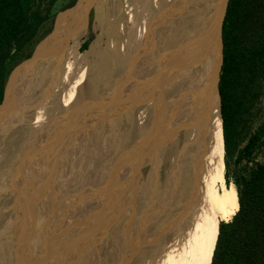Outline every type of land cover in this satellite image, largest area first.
<instances>
[{"label": "bare ground", "instance_id": "1", "mask_svg": "<svg viewBox=\"0 0 264 264\" xmlns=\"http://www.w3.org/2000/svg\"><path fill=\"white\" fill-rule=\"evenodd\" d=\"M214 1L215 0H105L104 4L102 3L98 6V15L99 23L102 24L104 22V25L108 24V27L106 28L109 29V31L106 32L108 33L109 38V42L106 44L108 48L104 51L103 47H101V41L94 44L91 47V50L85 54L88 59L90 58L88 61L89 64L86 68L83 70L81 69L79 72V65L82 58H80L76 52V47L77 45H80L79 41L81 35H78L73 39L71 43L72 46L69 48L65 45V38H61L45 50L43 54L44 57L40 61L43 77L41 79V89L39 88V94L33 98L32 105L26 107L28 108L25 110L26 112L24 111L22 113L20 111L15 114V119L12 118L11 122L9 121L10 123L5 129L1 130L2 126L0 128V178L4 173L5 166L8 164L9 156L12 154L8 148V144L11 142L13 133L16 131L15 129L18 128L21 122L22 133L25 135L26 130H28L27 125L29 126L30 123L25 121L23 124L22 121H29L28 117L35 116L36 112H40V116H44V122L41 121L43 123L41 127L38 126V129L41 130L45 127V134H49L53 130L55 123L50 122L49 124V121H46V117L53 112L52 109L59 104L60 106H63V108H65V106L69 107L70 114L73 117L75 114L74 112L85 103V100L90 101L91 96H94L91 101L95 105V109L99 110L100 114H102L105 113L108 106L115 103L114 101L118 97L115 96V89H120L122 94L120 92L121 96L119 97H121L120 99L122 102L118 101V99L117 101L123 103V107L120 109L124 112L130 111L128 108L129 105H131V90H134L140 96L138 103L144 99L142 104H147L146 109L148 107V111L146 113L143 112V114L138 117L137 121H135L139 124L134 126V129L131 128L129 131L125 129V134L122 130L123 128H120L122 133L125 134L123 135L119 131V135L122 134V136H119L117 132H115L120 138L118 139V142L116 140L112 148L110 147L111 149L109 151L105 152V154L101 151L104 155L99 157V159L92 161L90 164L86 162L88 163L86 165L87 169L83 167V171H81L79 175L78 172H75L78 175L75 178V174H71V177L73 178L70 177V180L75 184L73 185L75 188L73 191L72 188L71 190L69 188L67 189L70 190V193L68 191L70 195L72 193L69 200H74V213L71 216L73 221L70 220L71 223L68 226L69 228H72L69 230V235H64V238L58 243L49 247L48 255H44L47 262L46 264H71L73 257L78 253L85 249L91 250L92 247L102 240L106 231L108 232L107 227L110 222L109 217L114 212L115 206L119 201L121 202V200L125 198L123 197V194L126 193V188L132 184L129 182L131 180L130 172L132 170L130 163L139 155V153L140 155L143 154L142 151L145 153V147H147L146 145L151 141L150 138H152L153 142V139L161 133L165 137L164 147L162 148V164L166 170V188L160 201V210L162 213L161 230L157 239H155L152 228L155 223V214L157 211V196L155 194L154 186L153 189L148 187L150 191H147V196L146 193L144 196H140V200L145 199L143 200L144 204L146 202V205L142 207L144 211H139L141 208L137 210L135 222L140 220L141 214L146 213L148 209L153 210L151 211L152 213L147 215L148 218H144L143 221L139 222V224L141 223L140 226L138 224L136 228H134L135 243L132 246V256L129 261H127L129 264L138 263L137 261H141L147 256V254L150 255L151 253L152 263L149 261L150 264H205L203 259L204 225L212 224L222 218H229L232 212L238 207V194L236 188L234 185H228L226 182L223 121L219 110L216 108L215 101L212 99V94L205 91L207 85H205L203 75L204 61L200 58L202 56V51H200V49L198 50L199 42L203 38L204 23L207 21L208 15L212 11ZM107 7L109 9L111 7L112 11L109 10V12ZM127 22L131 23V27L127 28L124 26V28L121 29V26H119L120 23ZM77 26H79V24ZM118 27H120L121 30L119 33ZM116 37L122 39L120 42L121 45H125L124 51L119 50L121 46L118 47L117 43H119V41L117 42L114 39ZM188 44L189 54H193L195 60H187L182 63L179 67L180 69H178L179 73L177 74L176 79H170L172 76H169L162 71H169L171 68H174V63L169 64L173 52H177L178 49ZM116 57L118 58L117 60ZM165 62L168 63L162 68L161 66ZM61 64L63 68L61 67ZM117 64H119L117 73L114 77H109L112 72H115ZM61 69L63 70L61 71ZM168 73L175 74L173 71ZM103 77H109L110 79L105 78V81L103 79L100 80V78ZM102 82H104L105 86L102 85ZM17 83L19 84L20 82L17 81ZM150 93H152V96H149ZM116 104L114 105L116 106ZM171 107L173 109H171ZM35 108H37L36 111H34ZM121 110H119V112ZM172 110L175 112L173 114L176 115V117L173 116L175 117L176 122H174L175 124L172 123L173 126L171 133V127L168 128L169 126H164L156 120L157 118L168 117L166 113L171 116ZM33 111L34 113H32ZM136 112L137 111H135V113ZM111 121L112 120L109 122ZM131 122L133 123V121ZM155 123L159 127L157 133L153 129V124L155 125ZM178 124L182 125V132L175 142H171L173 140L175 128ZM115 127L118 126L116 125ZM127 129H129V127ZM6 130H10L11 132L6 135ZM35 131L37 130L35 129ZM100 134L97 135L99 136ZM86 136L84 135V138ZM91 136L92 138H95V135ZM62 140L63 138H60L52 144L50 148L51 150L49 149L45 155L50 152V155H56L59 151L63 150H60V148L65 145V148L69 146V149H67L68 151L73 150L75 153L74 157L78 161V158L81 157L76 156L77 152H75V150L77 146L74 145L73 147L69 142L70 145L68 146L66 142L62 145ZM112 140L114 141V139ZM76 141L77 138L74 142L76 143ZM103 142L105 143V141ZM33 145L35 144L33 143ZM106 146H108V144ZM78 147H83L85 149L86 144L84 146L83 144H79ZM96 147L98 148V146ZM90 149L92 150V148ZM90 149H88V151ZM154 156H156V154ZM53 157L54 156L51 158ZM74 157L70 156L68 159L71 161V158ZM92 158L94 159V156ZM27 159L29 158L27 157ZM37 159L36 161H38ZM61 159L59 160L61 161ZM68 159L63 162L64 168L67 167L66 169H68V166L71 163ZM90 159L87 158V160ZM39 160L42 159L39 158ZM57 160L55 161L57 162ZM77 161L75 163H77ZM79 161L81 162V160ZM48 162L50 164V161ZM78 164L76 165L78 166ZM70 165H72V163ZM24 166H26L27 169L29 163H25ZM45 167L46 168L45 170L43 169V172L48 174L44 175L46 177L48 176L49 180H51L50 175L55 171H57V174L55 173V175L61 174V176L67 171L65 169L66 171L63 170L64 172L59 173V169H56L59 165L55 167L49 165L48 167H53L51 169H48L47 166ZM73 167L75 168L76 166L73 165ZM22 170L23 166H20L15 172H21ZM74 171L75 170L72 172ZM84 171L86 173H84ZM43 172H41V174ZM10 173H12V171ZM25 173L26 171L24 174ZM16 175L17 174L14 176L16 177ZM67 176L68 174L66 177ZM13 177L12 181L14 180ZM42 177L46 178L44 176ZM92 177L94 179L91 182ZM63 178L64 177H62L61 180ZM18 179L20 180L21 178H17V180ZM56 179L57 178L54 176L53 180ZM65 179L64 181H66ZM37 180L39 181V179ZM49 180H46L47 183ZM59 182L57 183L59 184ZM68 182H70L69 179L64 183ZM43 183L44 181L42 184ZM91 184L92 186L87 190L86 187L89 186L86 185ZM39 185L41 184L39 183ZM143 185L145 184L143 183ZM29 187L30 184L28 185V188ZM43 188L40 191H43ZM49 188L50 187H47V189ZM52 188L54 187H51V189ZM61 188L63 189V187H60V189ZM136 188L139 189L138 186ZM32 189L31 186L30 190ZM131 189L132 186L130 187V190ZM0 192L2 193V190ZM53 192L54 193L50 194L46 193V197H44V199L42 198L43 200L40 201L39 204L36 202L31 205V194H25L24 196V198L30 199L29 203L27 202L29 205L24 204L26 201H23L24 203L21 202L25 206L17 204L16 201L12 200L9 202L11 206L6 207L5 203H1L3 205H0V217H2L3 213V217L5 216V209L12 210L15 205H19L20 209L16 210L17 212L13 211L11 224L8 225L7 229L3 230V232L0 231V264L41 263V260L39 259V261L38 257L41 256L42 253H33L31 252L30 247H26L28 245L36 246L40 242V239L38 240L40 233L34 238H28L29 240L25 237L28 232L27 227L32 226L33 229V227L39 225H36L39 220L43 221V218H41L40 215L42 213L40 212H44L46 215L44 216L43 214L46 218L43 222H47L52 217L53 219L55 218L56 210L44 206V208H40L41 211L39 212L36 208L41 206V202L49 203L52 200L55 201L57 198L55 189H53ZM137 194L139 195V193ZM14 195L17 196L18 192ZM59 196L61 197V195ZM121 196L122 199H120ZM11 197L13 196L11 195ZM38 197L40 198V196ZM136 197L138 196L136 195ZM140 200L137 204V208L140 207ZM131 206H133V204ZM65 210H67L65 206H63V208L59 207V214H62ZM31 213L33 214L32 220L35 218L36 223L28 225L30 223L28 217H30ZM125 214L134 216L133 210L131 211L130 208ZM17 219L20 220V222H17ZM43 222H40V224H43ZM24 225L26 228H23ZM16 227H18L17 230ZM1 228L3 227H0V229ZM19 230L21 231L18 233V236L13 238ZM49 234H51V232H49ZM54 235L55 234L51 235L52 238H54L53 242L57 239ZM68 237H70V239H68ZM13 239H16L17 242L20 243H18L20 246H12L17 243L16 240ZM24 239H26L25 242H23ZM65 240L66 242L63 243ZM109 243L110 242H108V244ZM144 243H148V245ZM136 246H138V248ZM147 246H150V248ZM135 247L137 248V251L134 250ZM75 250H77V252H74ZM25 254L27 258L24 257ZM49 259H51L50 262L48 261ZM142 263L144 262L142 261Z\"/></svg>", "mask_w": 264, "mask_h": 264}, {"label": "rangeland", "instance_id": "2", "mask_svg": "<svg viewBox=\"0 0 264 264\" xmlns=\"http://www.w3.org/2000/svg\"><path fill=\"white\" fill-rule=\"evenodd\" d=\"M69 1L70 0H59L58 1L57 5H56V11H57L56 18H57V16H59L63 12L62 9L69 3ZM132 1H134V0H132ZM109 10L112 11L111 7H110V9L108 8V11ZM98 14H99L98 8L97 9H92L90 11L87 31L81 37V40L79 41L80 45L79 46L77 45V47H76V52L78 53L80 58H82L81 62H80V65H79V72L81 71V69L83 70L84 68H86L88 66V64H89L88 61L90 60V58L88 59L85 56V54L88 53L91 50V47L94 44H96L97 42L101 41L102 42L101 47H103V50L105 51V49L108 48V46L106 45L109 42L108 33H106V32L109 31V29H106L108 27V24L104 25V22L102 24L99 23V15ZM56 18H55V20H56ZM119 26H121V29L124 28V26H126L127 28H130L131 27V23H128V22L127 23H122V24L120 23ZM53 27H54V24H53ZM53 27H52V29H53ZM119 32H121L120 27H118V33ZM114 39L117 42L119 41V43H117L118 47H120V46L122 47V48L120 47L119 50L120 51L121 50L124 51L125 45H121V42H120V40H122V39L121 38L119 39L118 37H116ZM85 45H87V46L85 47ZM71 46H72V44H71ZM117 59L118 58L116 57V60ZM61 67H62V64H61ZM118 69H119V64H117L115 72H112L109 77H111V78L114 77V75L117 73ZM62 70L63 69H61V71ZM109 77H103V78H100V80H102V79L104 80L105 78L108 79ZM20 80L21 79H18V82H20ZM59 81H60V79H59ZM19 84L17 85V87L19 86ZM102 85L105 86L104 82H102ZM40 89L35 93V96L37 94H39ZM132 89H134V88H132ZM105 92H106V90H105ZM120 92H121L120 89H115V96L116 97L117 96L118 97L121 96L122 92H121V94H120ZM130 94H131V99H130V104L131 105H129L130 109L128 108V110H130V111H128V112H124L123 110L120 109V108L123 107V103H120V102H122L121 99H120L121 97H119V98L117 97L118 101H120V102H118L117 99H116L114 101L115 103H113L110 106H108V108L105 110V113L100 114V111L95 109V105L92 104L93 102L91 100L94 98V96L93 97L91 96V100L90 101L89 100L88 101L85 100V103H83L81 105V107H79L74 112L75 114L73 113L74 114L73 117L70 114V108L69 107L65 106V108H63V106H60V104L56 105L52 109L53 112L48 114L47 117H46V119H47L46 121L47 122L49 121V124H50V122L51 123H53V122L55 123V126H54L53 130L49 134L48 133L45 134V132H44V128L45 127L42 128L41 130L38 129L39 127H41L42 123L44 122V116H40L41 115L40 112H36L35 113L36 115L33 114L35 116L28 117L29 121L28 120L22 121L23 124H24L25 121L30 123L29 126L27 125L28 130H26L25 135L22 133L21 122H20L18 128L15 129L16 131H14V133H13L11 142L8 144L9 145L8 148L10 149L12 154L9 156L8 164L5 166V170H4V173H3L4 175L2 174L1 178H0V191L2 190V193L0 192V205H3L1 203H5L6 207L7 206H11L9 202H11V200H12V201H16L17 204H21V205L25 206L24 204H28L29 200H30V199L24 198L25 194H29V195L31 194L32 195L31 201H30L31 205L36 203V202H37V204H39L40 201H42L44 199V197H46L45 196L46 193L47 194L54 193L53 189H55L56 194H57V198H56L55 201L52 200L49 203L47 202L48 204L46 202H41V204H40L41 206L40 207H36L37 211L39 210V212L41 211L40 208H44V206L47 207V208H52L53 210H56V215H55V218H54L55 220L52 217L47 222H43V221H45L44 219H46L44 217V216H46L44 214V212H40V213H42L40 215H41V218H43V221L42 220L38 221V219H37V221H38L37 223L35 221V218H34V220H32V217H33L32 213L30 214V217H28V219L30 220V223L28 225H30L31 223L32 224L36 223V225L39 224L38 226L33 227V229H32V226L27 227V231L28 232H27V235L25 237L27 239L30 238V237L34 238L38 233H40V236L38 237V240L40 239V242L36 246H32V245L26 246V247H30L31 252H33V253H36V252L37 253H42V255L38 257V260L40 259L41 263L39 262L38 264H46L47 262H46V258H44V255L45 256L48 255L49 247L51 245H54V244L58 243L62 238H64V235L67 236V235L70 234L69 230L72 227L69 228L68 226L71 223L70 220L73 221L71 216L74 213V206H73L74 200L73 199L69 200V198L72 195V193H71V195L69 193H70L71 188H72V191L75 188V186H73L75 184L71 182L70 177L75 174L74 175V178H75L76 176H78L80 174L81 171H83V167L86 168V165L88 163L89 164L92 163V161L99 159V157L103 156L105 154V152L109 151L112 148V146L115 144L116 140H117V142L119 141L118 140L120 138L119 136H122V134L125 135L126 134V130L129 131L131 128L134 129V126L139 124L138 122H135V121H137L138 117H140L143 114V112L146 113L148 111V107L146 109V105L147 104H145V105L142 104L143 103L142 101H144V99L141 100L138 103V100H140L139 99L140 96L134 90H131ZM149 96H152V93H150ZM116 101H117V104H116ZM140 103H141V105H140ZM114 104H116V106ZM138 105H140V106H138ZM112 106H114V107H112ZM135 108L138 109V110H136ZM36 109L37 108H35V111H36ZM98 109H100V108H98ZM134 109H135V111H137L136 113H135ZM171 109H173V108L171 107ZM119 110H121V111L119 112ZM132 110H133V112H132ZM32 113H34V111ZM122 113H124V114H122ZM173 113H175L174 110H172L171 116L172 117H174V116L176 117V115H174ZM166 114H167L168 117H165V118L161 117L159 119L157 118L156 121L159 122L160 124H163L164 126H167V127L169 126L168 128L171 127V133H172V126H173V124H175L174 122H176V119H175V117L172 118L170 116V114L169 115H168V113H166ZM39 116H40V118H39ZM131 116H132V118H131ZM36 117H37V119H36ZM105 117H107V118H105ZM169 117H171V118H169ZM34 119H36V120H34ZM160 119H162V120H160ZM106 120H107V122H106ZM110 120H112V121L109 122ZM125 120H127L128 122L125 121ZM263 120H264V85H263V89H262V96H261L260 102L256 105V107L253 110V112L248 116V122H246V124H244L243 126H240V128H239V132H240L239 136H240V139L242 141V147H245L247 139L249 138V136L251 134V131H253ZM41 121H43V122H41ZM131 121H133V123ZM134 122H135V124H134ZM99 123H102V124H99ZM126 123H127V125H126ZM156 123H155V125L153 124V129L157 133V130H158L159 127H158V125H156ZM101 125H103V126H101ZM116 125L118 127H115ZM130 125H131V127H130ZM124 126H125V128H124ZM127 126L129 127V129H127L128 128ZM120 128L121 129L123 128L122 130L124 131L125 134L122 133V130ZM35 129L37 131H35ZM119 131L122 134L119 135V133H120ZM115 132H117V134L119 136L117 134H115ZM97 134H100V135L98 136ZM104 134H105V136H104ZM111 134H113V135H111ZM84 135L85 136L86 135L87 136L90 135L89 137L91 139L86 136L85 137L86 141H85ZM91 135H93V136L95 135V138H92ZM108 135H109V137H108ZM60 138H63L62 145L66 142L67 146L70 145V144H72L73 147H74V145L77 146V148L75 150V152H77L76 156L81 157V158H78V161L74 157L75 153L73 152V150L72 151H68L67 149H69V146L65 148L64 147L65 145L60 148V150L63 149L61 151H64V152L59 151L56 155H54V154L50 155V153H51L50 152L49 154L45 155L46 152L51 148V145L54 144ZM76 138H77V141L75 143L74 140H76ZM87 138H89V139H87ZM111 138L114 139V141ZM104 139H106V140H104ZM107 139H109V140H107ZM150 139H151V141H149L148 144H150V142H151L150 145H152V148H150V150H149V152H150L149 153V162H150V165H151L150 167L151 168L148 167V166L143 168L141 170L142 177H141V179H139L138 184H135V185L131 184V185H129L128 188H126V191H125L126 193L123 194L124 195L123 197H125V198L122 199V196H121V198H120V199H122L121 202L119 201V203L115 206L114 212L109 217V219H110L109 221L110 222H109V225L107 227L108 232L106 231L105 236L102 238L103 241L102 240L99 241L98 244H96L94 247H92L91 250L85 249V250L81 251L80 253H78L75 257H73V259L71 261V264H125V262L127 260L129 261V259L132 256V246L135 243V239H134L135 230H134V228H136V226L139 224V222L143 221L144 218H148L147 215L152 213L151 211L153 210V209H148L146 213H143V214L140 213L141 214V219L138 220L137 222H135V218H136V215H137L136 214L137 210H139V208H141L139 211L142 212V210H143L142 207H144V205H146V202L144 204V201H143L145 199H141L140 200V198H141L140 196H144L145 193H146V196H147V193H148L147 191H150L149 190L150 187H151L150 189H153V186L155 188V194L157 196V211H156V214H155V223L153 225L152 231L154 232L155 239H157V236H158V234H159V232L161 230V225H162V222H161L162 213H161V210H160V201H161V199H162V197L164 195L165 188H166V186H165V184H166L165 183L166 170H165V168L163 167V164H162V152H163L162 148L164 147L165 137L161 133L159 136H156L153 139V142H152V138H150ZM102 140L105 141V143ZM100 141H101V143H100ZM109 141L110 142L113 141V142L110 143ZM33 143L35 145H33ZM79 144L80 145L83 144V146L86 144V148L85 149L83 147L79 148L78 147ZM107 144H108V146H106ZM10 146H11V148H10ZM96 146H98V148ZM146 146H148V145H146ZM90 148H92V150ZM88 149H90V150L88 151ZM101 151L104 152V154ZM35 154H36L37 157L35 156ZM39 154H41V155H39ZM155 154H156V156H154ZM86 155H87V157H86ZM52 156H54V157L51 158ZM70 156L74 157V158H71V161H70V159H68V158H70ZM91 156L92 157L94 156V159ZM25 157H26V160H25ZM27 157L29 159H27ZM31 157H32V159H31ZM42 157H44V158H42ZM55 157L56 158L58 157L57 158L58 160L61 159L62 157L63 158L61 159V161L60 160L58 161ZM39 158H41L42 160H39ZM87 158H89V159L91 158L93 160L90 159L91 160L90 161V160H87ZM36 159L38 161H36ZM67 159L72 163V165H70L71 163L69 164L70 167L68 166V169H66L67 167L64 168V166H63L64 165L63 162L67 161ZM55 160H57L58 163ZM73 160H76L77 163H75L76 161H73ZM79 160H81V162ZM48 161H50V164H49ZM249 161H251V163L264 164V147L262 149H260V150H257L256 152H254L253 155H252L251 160H249ZM86 162H88V163H86ZM25 163H29V167L27 169H26V166H24ZM66 163H69V162H66ZM61 164H62L63 167L61 166ZM76 164H78V166ZM245 164H246V162H245ZM245 164L243 163L242 165H240V168H238V169L242 170L243 169V165H245ZM49 165L50 166H54V167L59 165V167L56 168L57 170L59 169V173L64 172L66 170L67 171L64 172L63 175L61 176V174L55 175V173L57 174V171L54 172V170H53L54 173H52L50 176L53 177V178L55 176V178H57L56 180H58V181L53 180V178H51V177H50L51 180H49L48 176L47 177L45 176V175H48V174L43 172L45 170V168H46L45 166L48 167ZM73 165L76 166V167L74 168ZM20 166H23V170L21 172L19 171V172L16 173L15 172L16 169L19 168ZM49 168L51 169L53 167H48V169ZM72 169L75 170V171L72 172L73 171ZM235 170H237V169H236V165H235V160L233 159V160H230L229 169L225 168V175H227L229 177L230 185H234V178L233 177H234V171ZM11 171H12V173H10ZM25 171H26V173L24 174ZM41 172H43V173L41 174ZM75 172L76 173L78 172V175ZM84 173H86V172L84 171ZM13 174L14 175L17 174L16 177L17 178H21V179L17 180V178ZM65 174L66 175L68 174V176H67L68 178L66 177ZM41 175L46 177V178H43ZM52 175H54V176H52ZM56 176H58V177H56ZM59 176L61 178L64 177L62 179L63 181L61 180V178ZM12 177L14 178L13 181H12ZM65 177H66V179H65ZM148 177H149V179H148ZM22 178H23V180H22ZM71 178H73V177H71ZM1 179H4V180H1ZM37 179H39V181ZM42 179L44 181L43 184H42V182H43ZM64 179L66 181H68V179H69L70 182L64 183V182H66V181H64ZM93 179L94 178L92 177L91 182L93 181ZM46 180H49L50 183H49V181L47 183ZM52 180H53V183H52ZM149 180H150V182H149ZM32 182L33 183L35 182L34 184L37 185V186H35ZM57 182H59V184ZM142 182L145 185H143ZM39 183L41 185H39ZM5 184H7V185H5ZM29 184H30V187L28 188ZM141 184H142V186H141ZM42 185H44V186H42ZM47 185H49V186H47ZM65 185H67V186H65ZM31 186L33 188L32 189L33 191L30 190ZM68 186H71V187H68ZM86 186H89V187H86V189L89 190L90 187L92 186V184L91 185H86ZM131 186H132V189L130 190ZM137 186H138L139 189L136 188ZM25 187H26V189H25ZM36 187H38L39 190ZM40 187H41V189H40ZM43 187L44 188L46 187V188L44 189ZM47 187H50V188L47 189ZM51 187H54V188L51 189ZM60 187H63V189L61 188L62 192H61ZM133 187H135V188H133ZM42 188H43V191H45V192L40 191V190H42ZM67 188H69L70 190L67 189ZM19 189H21V190H19ZM127 189L130 192H128ZM17 190H19V191H17ZM144 190H145V192H144ZM68 191H69V193H68ZM17 192H18L17 196L19 198L16 195H14ZM40 192H41V194H40ZM42 192H43V194H42ZM151 192H152V190H151ZM10 193H11V195L13 197H11ZM19 193H21V194H19ZM33 193H34V195H33ZM60 193H62V194H60ZM137 193H139V195ZM59 195H61V197ZM136 195L138 197H136ZM38 196H40V198ZM24 199H26V200H24ZM139 200H140V207L137 208V204H138ZM23 201H26V203H24ZM21 202H23L24 204L21 203ZM63 203H65V204H63ZM61 204H63V205H61ZM132 204H133V206H131ZM63 206H65L67 208V210H65V212H63L62 214H59V207L63 208ZM129 208L131 209V211L133 210V215L134 216L125 214V213L128 212ZM19 209H20L19 205H15V207L12 210L5 209L6 210L5 211V216L3 217V215H4V213H3L2 217H0V227H3V228L0 229L1 232H3V230H6L8 225L11 224L13 211H16V210H19ZM64 213H66V214H64ZM43 214H44V216H43ZM34 217H35V215H34ZM17 222H20V220H18ZM40 222H43V224H40ZM144 222H145V220H144ZM110 223L112 224V226H111ZM140 224H139V226H140ZM17 228L18 227H16V230H17ZM23 228H26V226L24 225ZM111 228H112V230H111ZM20 231L21 230H19L17 232V234L15 236H13V238H16ZM49 232H51V234H49ZM52 234H55L54 237H57V239L55 240L57 242H55V241L53 242L54 238H52V236H51ZM68 239H70V237H68ZM13 240H16V239H13ZM25 241H26V239L23 240V242H25ZM16 242H17V240H16ZM16 242H14V243H16ZM64 242H66V240L63 241V243ZM108 242H110L109 243L110 245L108 244ZM18 243L19 242H17L15 244L16 246L12 243L13 244L12 246H14V247L20 246L19 245L20 243L19 244ZM144 244L148 245V243H144ZM101 247H102V249H101ZM106 247H107V249H106ZM136 247L138 248V246H136ZM136 247L134 249L135 251H137ZM147 247L150 248V246H147ZM147 247H144V248H147ZM32 248H34V249H32ZM135 251H133V252H135ZM74 252H77V250H75ZM151 255H152L151 253H150V255L147 254V256L145 257L146 259L143 258L141 261L139 260L140 262L137 261L138 263H134V264H140V263L141 264H150L149 261H151V263H152ZM24 257L27 258L26 254L24 255ZM48 261L50 262L51 259H49ZM128 261L126 262L127 264H129ZM142 261L144 263H142Z\"/></svg>", "mask_w": 264, "mask_h": 264}, {"label": "trees", "instance_id": "3", "mask_svg": "<svg viewBox=\"0 0 264 264\" xmlns=\"http://www.w3.org/2000/svg\"><path fill=\"white\" fill-rule=\"evenodd\" d=\"M58 1L0 0V104L12 71L52 31ZM76 1L70 0L62 10ZM223 43L220 94L225 166L229 169L230 160H235L238 207L229 218L204 225L203 259L205 264H264V164L249 161L264 147V120L251 131L245 147L239 136L240 126L248 122L262 96L264 0L229 1ZM243 163V169H238ZM226 182L230 185L227 175Z\"/></svg>", "mask_w": 264, "mask_h": 264}, {"label": "water", "instance_id": "4", "mask_svg": "<svg viewBox=\"0 0 264 264\" xmlns=\"http://www.w3.org/2000/svg\"><path fill=\"white\" fill-rule=\"evenodd\" d=\"M229 1L230 0L214 1L212 11L209 13L207 21L204 23L203 38L198 46V50L200 49V51H202V56L200 58L204 61L203 75L205 85H207L205 91L212 94V99L215 101L216 108L219 110L221 118L222 98L220 94V81L224 65L223 28ZM102 3L104 4L105 0H77L71 8L64 10L59 16H57L52 31L37 44L31 57L23 61L12 71L7 81L4 99L0 104L1 130L9 125L12 118L15 117V114L20 111L23 113L28 109L26 107L32 105L35 93L41 87L43 74L40 61L44 57L43 54L47 47L49 45L51 46L61 38H65L64 42L67 48L71 47L70 43L73 39L78 35H81L82 37L87 31L90 11L92 9H97ZM78 24L79 26H77ZM188 48L189 44L178 50L176 49L177 52H173L169 64L174 63V68H171L169 71H162L172 77L175 75L170 79H176V76L179 73L178 69H180L179 67L182 63L187 60H195L193 54H189ZM167 63L168 62H165L161 67L164 68ZM170 71H173V73L175 72V74L168 73ZM16 78L21 79L18 87H16V84L18 85V79ZM181 128L182 125L178 124L175 128L173 140L171 142H175L179 137L182 132ZM9 132L11 131L6 130L5 134L7 135ZM150 144L145 147V153L142 151L143 154L140 155L139 153V155L130 163V166L132 167L130 172L131 180L128 181L131 182L132 185L138 184L139 179L142 177L141 170L147 166H151L149 162V150L152 148V145ZM125 264L127 263L125 262Z\"/></svg>", "mask_w": 264, "mask_h": 264}, {"label": "flooded vegetation", "instance_id": "5", "mask_svg": "<svg viewBox=\"0 0 264 264\" xmlns=\"http://www.w3.org/2000/svg\"><path fill=\"white\" fill-rule=\"evenodd\" d=\"M50 46V45H49ZM93 104V103H92Z\"/></svg>", "mask_w": 264, "mask_h": 264}]
</instances>
